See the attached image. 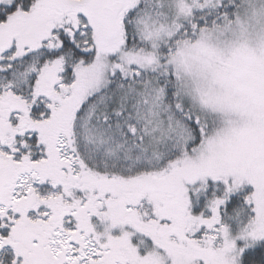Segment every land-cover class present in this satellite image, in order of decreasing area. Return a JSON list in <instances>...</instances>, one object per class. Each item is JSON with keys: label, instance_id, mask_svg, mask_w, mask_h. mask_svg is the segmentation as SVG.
Returning a JSON list of instances; mask_svg holds the SVG:
<instances>
[{"label": "snow or ice", "instance_id": "1", "mask_svg": "<svg viewBox=\"0 0 264 264\" xmlns=\"http://www.w3.org/2000/svg\"><path fill=\"white\" fill-rule=\"evenodd\" d=\"M0 264H264V0H0Z\"/></svg>", "mask_w": 264, "mask_h": 264}]
</instances>
